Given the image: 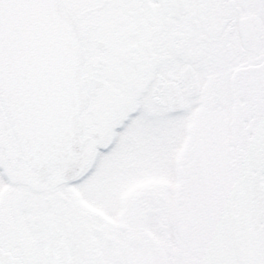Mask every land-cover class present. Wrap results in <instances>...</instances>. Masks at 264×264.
Masks as SVG:
<instances>
[{
	"label": "snow or ice",
	"instance_id": "obj_1",
	"mask_svg": "<svg viewBox=\"0 0 264 264\" xmlns=\"http://www.w3.org/2000/svg\"><path fill=\"white\" fill-rule=\"evenodd\" d=\"M0 264H264V0H0Z\"/></svg>",
	"mask_w": 264,
	"mask_h": 264
}]
</instances>
